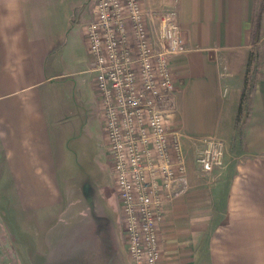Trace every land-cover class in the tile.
<instances>
[{
    "label": "crops",
    "instance_id": "obj_1",
    "mask_svg": "<svg viewBox=\"0 0 264 264\" xmlns=\"http://www.w3.org/2000/svg\"><path fill=\"white\" fill-rule=\"evenodd\" d=\"M143 5L154 36L166 12L175 11L187 37L185 49L171 58L176 87L167 105L188 166L164 206L158 264H264V0ZM93 10L94 0H0V178L10 181L29 231L20 264H58L59 258L60 264H133L125 234L118 237L123 219L114 195L116 204L107 194V205L93 206L90 224L83 223L69 175L62 172L68 157L61 143L66 128H59L60 82L79 72L69 65L89 52L85 29ZM254 48L255 90L238 137L236 116ZM93 66L94 58L89 70L96 87ZM207 136L226 141L224 163L212 171L190 154L201 151ZM64 205L70 208L62 210ZM63 233L68 236L59 251Z\"/></svg>",
    "mask_w": 264,
    "mask_h": 264
},
{
    "label": "built area",
    "instance_id": "obj_2",
    "mask_svg": "<svg viewBox=\"0 0 264 264\" xmlns=\"http://www.w3.org/2000/svg\"><path fill=\"white\" fill-rule=\"evenodd\" d=\"M166 13L154 36L143 0H94L93 18L85 29L133 264L160 261L164 206L188 166L167 105L176 87L171 58L185 49L187 37L176 12ZM225 156L223 138H203L197 158L203 170L222 165Z\"/></svg>",
    "mask_w": 264,
    "mask_h": 264
},
{
    "label": "rangeland",
    "instance_id": "obj_3",
    "mask_svg": "<svg viewBox=\"0 0 264 264\" xmlns=\"http://www.w3.org/2000/svg\"><path fill=\"white\" fill-rule=\"evenodd\" d=\"M92 65L93 56L87 50L81 51L76 60L69 65L71 70L77 68L79 72L62 79L60 83L64 87L59 92V95H62L58 100V107L62 116L59 128L61 127L60 130L63 126L66 128L61 143L63 141L66 146L68 157V163L63 167L62 172L69 175L70 188L74 190L77 197L78 204L75 205V208L77 207L75 213L79 210L82 213L78 220L88 224H90L89 217L93 206L101 205L100 203L104 206L107 205L105 199L108 197L107 194L110 195L111 203L116 204L117 202L118 207H120L111 158L107 148V131L104 129V120L102 119H105L104 107L100 103L95 87V74L89 70ZM199 152L192 150L190 154L194 156L196 153L198 155ZM7 182H10L7 178H0V251L3 252L0 256V262L7 260V264H20L21 254L24 251H22L21 245L26 243L25 240L28 239L27 233L29 231L26 230V227L23 229L27 223H23L21 220V212L16 206V201L12 200L14 197L13 190ZM112 194L116 202H114ZM64 206L62 210L70 208V205ZM108 209L111 211L109 206ZM114 212L118 213L119 210L114 208ZM44 216L43 214L42 217ZM58 219L64 225L67 215L62 211ZM117 225L118 237H120L121 234H125L121 220L118 221ZM81 232L83 237L86 235L85 233L88 235L86 228H83ZM21 233L24 239L21 238ZM79 234L81 235V233ZM63 235L65 237L61 236L60 241L58 239L59 251H61L68 236L64 233ZM31 236L33 237V235ZM65 250L63 251L65 252ZM60 261L59 258L58 264Z\"/></svg>",
    "mask_w": 264,
    "mask_h": 264
},
{
    "label": "trees",
    "instance_id": "obj_4",
    "mask_svg": "<svg viewBox=\"0 0 264 264\" xmlns=\"http://www.w3.org/2000/svg\"><path fill=\"white\" fill-rule=\"evenodd\" d=\"M258 55L259 52L256 48H254L250 51L248 56L246 73L244 77V85L242 88L238 112L236 116V128L238 137H241L243 134V128L245 126L246 119L249 116L251 109V100L256 84L255 72L257 68L256 63L259 60Z\"/></svg>",
    "mask_w": 264,
    "mask_h": 264
}]
</instances>
